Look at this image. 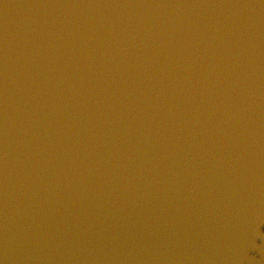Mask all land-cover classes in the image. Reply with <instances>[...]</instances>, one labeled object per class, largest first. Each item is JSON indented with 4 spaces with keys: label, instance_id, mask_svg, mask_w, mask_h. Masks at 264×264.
Masks as SVG:
<instances>
[{
    "label": "water",
    "instance_id": "water-1",
    "mask_svg": "<svg viewBox=\"0 0 264 264\" xmlns=\"http://www.w3.org/2000/svg\"><path fill=\"white\" fill-rule=\"evenodd\" d=\"M0 264H264V0H0Z\"/></svg>",
    "mask_w": 264,
    "mask_h": 264
}]
</instances>
